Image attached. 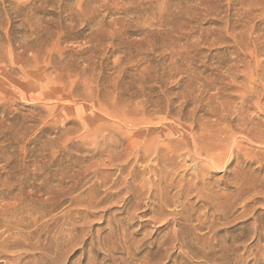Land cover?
<instances>
[{"label": "rangeland", "instance_id": "374dc122", "mask_svg": "<svg viewBox=\"0 0 264 264\" xmlns=\"http://www.w3.org/2000/svg\"><path fill=\"white\" fill-rule=\"evenodd\" d=\"M262 73L264 0H0V264H264Z\"/></svg>", "mask_w": 264, "mask_h": 264}, {"label": "bare ground", "instance_id": "6f19581e", "mask_svg": "<svg viewBox=\"0 0 264 264\" xmlns=\"http://www.w3.org/2000/svg\"><path fill=\"white\" fill-rule=\"evenodd\" d=\"M264 74V73H262ZM258 76V75H257ZM256 76V77H257ZM261 76V75H260ZM260 76H258L257 78H259ZM262 79L264 78V76L261 77ZM260 78V79H261ZM255 79V78H254ZM258 81V80H257ZM260 82V81H259ZM254 83V82H253ZM247 85V84H246ZM255 86V85H254ZM252 87V86H251ZM253 90V89H252ZM254 91V90H253ZM263 98V97H262ZM249 99V98H248ZM252 100V99H251ZM243 101V100H242ZM256 101V100H255ZM249 102L248 100L245 99V101H243L241 103V109H240V112H239V118L237 119V121L239 122V125L242 126V127H247L249 126L252 127L253 129L251 130V128L247 131L246 130V133H244L243 131L239 132L240 134L243 135V137L247 138L250 142L252 143H256L257 145H261V146H264V131H259V129L263 126V124H261V122H254L250 117L248 118V116H244V112L242 111L243 110V106H245L246 109H249L248 107L250 105H248ZM255 104V103H253ZM259 104V103H258ZM248 105V106H247ZM252 107V106H251ZM263 107V106H262ZM244 108V109H245ZM232 113V112H231ZM251 115V114H250ZM229 119V118H228ZM144 126V125H143ZM142 128V127H141ZM149 128V127H148ZM227 129H231L230 126H228L225 130H222L221 132L218 131V132H214L212 135H207L206 136V139L205 137L204 138H201L200 139V142L196 143L194 142V147L198 148V150H196V153L198 155V157L202 156L204 158V160L206 159L209 164L214 167V168H217V169H220L219 171L223 170L226 166H231L232 163L229 162L228 160H225V154H226V151H225V145L223 144V142H226V139L229 137V134L227 132ZM247 129V128H246ZM259 132V133H258ZM136 135V134H135ZM134 136V135H133ZM135 137V136H134ZM235 139V138H234ZM132 142V141H130ZM150 139L149 141H141L140 143L136 142L135 143V150L133 149L134 153H135V159L139 160L141 159V157L147 155V152H148V149H149V145H150ZM236 142V141H235ZM199 143H201L200 145L202 146V148L199 149ZM133 145V144H132ZM234 145V143L232 144ZM130 146V145H129ZM233 148L231 150H233L234 153H231V155L233 154V157L235 156L237 159L238 158H242L243 161L245 163H247V160L249 161V159H253L252 156H249L250 158H247V156H242L241 153H239V151H236L239 149V147H235V146H232ZM230 150V151H231ZM92 151V150H91ZM129 152V150L127 151ZM131 152V151H130ZM262 153V152H261ZM128 154V153H127ZM126 154V155H127ZM133 154V152H132ZM131 154V155H132ZM134 155V154H133ZM142 155V156H140ZM234 157V158H235ZM117 158V157H116ZM119 158V156H118ZM127 158V157H126ZM230 157H228L227 159H229ZM256 158V157H255ZM104 160V159H103ZM110 160V159H109ZM113 160V159H112ZM256 160V159H254ZM128 161V160H127ZM110 162V161H109ZM119 162V161H118ZM129 162V161H128ZM136 162V161H135ZM207 164V163H206ZM96 165V164H94ZM101 165V164H100ZM124 165V164H122ZM99 166V165H97ZM206 166V165H205ZM237 166V165H236ZM261 167L264 166V164H261L260 165ZM148 167V166H146ZM121 168V167H120ZM154 170L152 171L153 172V175L156 176H163V179H158V178H155L156 180L158 179V181L156 183H154V181H152V183H154L153 185L157 184V186H159L160 184H164L165 185V182L164 180H169V181H172L171 177L173 176L172 174H170V172H168L165 167L164 169H162V166L158 165V161H156V164H154L153 166ZM182 168V167H181ZM237 169L234 171L233 173V177L234 178H239V176H242V174L240 175L239 171L242 172V170L237 166L236 167ZM85 170V169H84ZM172 170V169H171ZM122 172V171H121ZM176 172V171H175ZM99 173V172H98ZM102 174V173H101ZM109 174V173H108ZM137 175V174H136ZM101 176V175H100ZM98 176V177H100ZM106 176V175H105ZM111 176V175H109ZM114 176V175H113ZM123 176V174L121 175ZM126 176V175H125ZM156 176V177H158ZM196 177H197V174H196ZM97 178V177H96ZM198 178L200 179V177L198 176ZM240 180H244L243 179H240ZM238 179H236V183H238L239 185H242L241 182H238L240 181ZM264 180V179H263ZM245 181V180H244ZM257 181V180H256ZM260 182V181H259ZM146 183V182H145ZM149 183V182H148ZM115 184V183H114ZM188 184V183H187ZM193 184V183H192ZM152 185V184H151ZM259 186H261L259 184ZM93 187V186H92ZM167 187V185H165V188ZM254 189H256V186H253ZM170 192V191H169ZM153 199H156V200H164V198L166 197L165 196V193H161L159 192V194H153ZM151 199H152V196H151ZM47 201V200H46ZM233 202V201H232ZM152 211V210H151ZM258 221V220H256ZM194 225V224H193ZM258 227V225H257ZM257 227L255 229H253L252 231H250V234H252V240L253 241H256L257 243L259 241H261L262 239H264V229H263V232H259L257 230ZM235 241H232L231 244L227 247L229 249H232V250H238L239 249V246L237 244L234 243ZM217 246H219V250L222 251L224 250V247L222 246V242H217ZM224 262H227L224 260Z\"/></svg>", "mask_w": 264, "mask_h": 264}]
</instances>
